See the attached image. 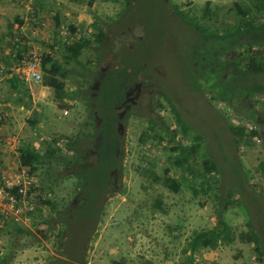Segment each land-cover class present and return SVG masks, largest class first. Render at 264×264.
Instances as JSON below:
<instances>
[{
  "label": "rangeland",
  "instance_id": "rangeland-1",
  "mask_svg": "<svg viewBox=\"0 0 264 264\" xmlns=\"http://www.w3.org/2000/svg\"><path fill=\"white\" fill-rule=\"evenodd\" d=\"M237 2L251 7L257 0H162L165 28L145 42L161 28L162 9L155 0H97L93 7L82 0H0V109L9 113L0 122V173L15 177L20 172L19 147L25 143L45 151L51 142L65 156L71 154L65 148L67 136L79 134L89 143L79 165L63 160L31 174V208H24L23 222L0 220V260L50 264L56 257L81 255L84 264H180L194 232L215 226L222 209L237 239L199 248L197 264H264L255 243L239 238L251 230L264 234V140L255 137L237 146L229 128V121L254 125L248 104L264 119V93L237 104L242 115L196 89L192 65L199 34L175 7L210 30L224 32L240 20ZM252 12L258 13L255 6ZM94 21L106 37L99 53L85 48L79 55L91 73L97 72L85 77L71 71L80 65L65 58L63 43L92 37ZM258 21H264V10ZM15 35L28 51L42 55V83L30 86L19 74ZM223 46L217 42L213 49ZM129 58L115 81L111 104V80ZM260 80L264 82V75ZM55 81L75 91L58 99ZM35 118L37 125L31 123ZM104 120L114 148L86 218L88 199L104 166H97L96 151L101 127L107 136ZM153 120L166 122L170 135ZM198 133L203 136L200 153L176 166L181 146L190 145ZM205 158L215 161L218 171L207 173ZM148 166L160 175L169 169L181 181L180 191L145 177L142 170ZM79 169L96 174L92 191L74 189Z\"/></svg>",
  "mask_w": 264,
  "mask_h": 264
},
{
  "label": "trees",
  "instance_id": "trees-1",
  "mask_svg": "<svg viewBox=\"0 0 264 264\" xmlns=\"http://www.w3.org/2000/svg\"><path fill=\"white\" fill-rule=\"evenodd\" d=\"M82 1L86 2L89 7H93L97 0ZM127 1L129 2V0ZM253 6H255L258 13L252 12ZM175 7L183 21L193 27L199 34L200 46L192 65L194 87L205 94H210L214 99L226 102L238 113L246 115L243 114V111L239 109L238 105L248 101L251 96L257 93H264V82L260 80L262 75H264V21H258L260 11L264 10V0H257V3L251 7L243 6L237 2L236 9L240 15V20L236 24H229L224 32L210 30L207 26L190 18L187 13L180 12L178 5H175ZM57 26H60L59 21ZM70 28L72 32H75L74 26H70ZM93 28L95 32L92 37L82 36L71 42L64 41L63 43L65 58L68 61H76L80 65L79 69H71V71L74 73H83L85 77L88 73L89 75H93L97 72L94 71V73H91L92 70L86 63H83L79 59V55H81L85 48H90L99 53L106 37V32L98 21L93 22ZM14 38V45L18 47V59H22L24 53L28 51V48L20 44L19 41L21 39L18 35H15ZM217 42H220L224 46L213 49V45ZM240 46L241 49L237 53H228ZM254 46H258L259 50L254 51ZM53 87L56 89L58 99L68 97L75 91L68 92L64 90L62 82L60 81H55ZM109 96L110 91L108 92V96L106 95V97L102 98L103 101H106L104 105L107 104V101L109 102ZM87 104L89 105L88 102ZM248 106L251 109V113L248 114L249 119L254 123L251 128L229 121V128L237 146L241 143L249 144L255 137H260L264 140V119L250 104ZM34 113L38 116L37 110H34ZM242 115H239V117ZM153 122L160 124L155 120ZM31 123L37 125L38 120L35 118L31 120ZM160 126L162 131L170 135L171 130L166 122H162ZM112 133L114 134V129ZM97 136L96 151L100 156V163H97V166L100 169L105 160L109 141L107 136L103 135L102 127L98 131ZM66 139L65 148L71 151V154L67 156L63 154L61 148L51 142H49L45 151L36 149L30 143L23 144L19 147L18 155L21 166L28 168L29 172L34 174L41 168L49 167L50 169L55 162L59 163L63 162V160H66L71 165H79V162L83 161L84 154L88 151L89 143L87 142L88 144H86L84 142L85 140L79 134L67 136ZM53 141H57V139ZM202 141L203 136L198 133L190 145L181 146L179 155L174 161L175 165L182 167L195 158L200 153ZM203 165L207 173L218 171L217 163L210 158H205ZM80 169L76 171L77 180L75 181L74 189L78 191L82 190L81 192L83 190L88 192L92 191L96 174H93V169H86L85 174ZM142 173L145 177L156 183H161L172 191L178 192L182 187L181 181L172 177L169 169H166L164 175H160L156 173L153 167L148 166L143 168ZM194 191L197 192V190ZM218 212L215 226L194 232L189 246L185 251L186 257L180 264H197L195 261V252L201 247L216 248L221 244H231L237 239L236 233L225 219L222 209ZM57 213L59 216H62L61 212ZM259 233L256 230H251L249 235L243 233L240 234L239 238L242 241L255 243L258 254L262 256L264 255V234ZM188 251L190 252L188 253ZM81 257V255L72 257L71 259L56 257L50 264H84L85 260H82L83 258ZM7 262V257L0 260V264H7ZM113 264H124V262H114Z\"/></svg>",
  "mask_w": 264,
  "mask_h": 264
},
{
  "label": "built area",
  "instance_id": "built-area-1",
  "mask_svg": "<svg viewBox=\"0 0 264 264\" xmlns=\"http://www.w3.org/2000/svg\"><path fill=\"white\" fill-rule=\"evenodd\" d=\"M19 29V25H15ZM43 57L37 51H28L24 53V57L19 63L18 72L24 80L31 85L42 83L43 79ZM9 115L8 112L0 109V122ZM20 172L12 175H4L0 173V220H14L23 222L21 214L24 208L30 207L31 203L28 197V192L33 184V176L28 168L21 166ZM13 177V178H12Z\"/></svg>",
  "mask_w": 264,
  "mask_h": 264
},
{
  "label": "water",
  "instance_id": "water-1",
  "mask_svg": "<svg viewBox=\"0 0 264 264\" xmlns=\"http://www.w3.org/2000/svg\"><path fill=\"white\" fill-rule=\"evenodd\" d=\"M155 1L159 4L160 8L162 9V14H161V28L159 29V32H157L151 39H147L145 42H149V41H152L153 39H155L161 33V31H163V29L165 28L166 22H167V13H166V10L164 9L162 0H155ZM131 59L132 58H129V59H127L123 63V65L119 68L118 72L113 76V78L111 80V97H110L111 104H112V102L114 100L113 95H114V84H115V81L118 78V76L123 72L125 66L127 65V63ZM104 130H105V133L108 136V139H109L110 144H109V147H108L107 152H106V155H105V162H104L103 170H102V172H101V174L99 176L97 186L94 189V191L92 192V194L90 195V197L88 199V202H87L86 218H88V216L90 214V211H91L92 202H93L94 198L97 196V194L99 193L100 188H101V186L103 184V180L105 178V175H106V172H107V168H108L109 157L111 156V153H112L113 148H114V137L111 134V132L109 131V128H108V125H107V121L106 120H104Z\"/></svg>",
  "mask_w": 264,
  "mask_h": 264
},
{
  "label": "crops",
  "instance_id": "crops-1",
  "mask_svg": "<svg viewBox=\"0 0 264 264\" xmlns=\"http://www.w3.org/2000/svg\"><path fill=\"white\" fill-rule=\"evenodd\" d=\"M2 162H3V164H4V161H2V160L0 161V164H1Z\"/></svg>",
  "mask_w": 264,
  "mask_h": 264
}]
</instances>
